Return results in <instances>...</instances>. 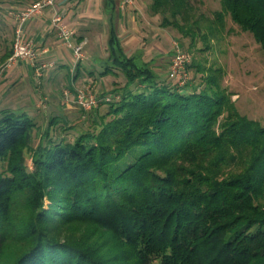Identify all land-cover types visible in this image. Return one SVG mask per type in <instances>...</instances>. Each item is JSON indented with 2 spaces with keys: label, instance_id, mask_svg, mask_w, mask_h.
Listing matches in <instances>:
<instances>
[{
  "label": "trees",
  "instance_id": "obj_1",
  "mask_svg": "<svg viewBox=\"0 0 264 264\" xmlns=\"http://www.w3.org/2000/svg\"><path fill=\"white\" fill-rule=\"evenodd\" d=\"M220 3L211 19L192 0L148 10L204 49L229 13L264 50V0ZM107 50L102 73L127 78L119 98L74 140L46 130L32 169L36 117L0 109V264H264V123L238 109L221 66L178 86L128 55L114 25Z\"/></svg>",
  "mask_w": 264,
  "mask_h": 264
},
{
  "label": "crops",
  "instance_id": "obj_2",
  "mask_svg": "<svg viewBox=\"0 0 264 264\" xmlns=\"http://www.w3.org/2000/svg\"><path fill=\"white\" fill-rule=\"evenodd\" d=\"M21 1L20 6L14 9L23 8L34 0ZM122 2L123 0H57L55 5L45 9L44 14L29 19L25 24V36L34 40L39 52L36 65L42 66L45 63L46 66L41 68L39 74L28 60H19L0 70V109L23 108L34 115L33 109L36 108L38 111L49 106L52 109L62 108L63 105L58 102L60 100L66 107L73 105L64 99L63 90L68 88L74 95L77 87L85 85L87 79L78 78V66H82L83 59L89 61L87 68L90 75H95L97 67L106 63L107 39L112 25L115 26L126 53L151 62L157 71L164 53L159 44V37L164 29L159 15L149 12L150 0H131L124 5ZM12 9L8 19L12 15ZM58 12L62 14V23L74 30L72 40L83 44L76 68H68L67 65L71 58L67 49L72 47L64 43L59 35L53 20ZM13 27L15 29V21L11 25L10 42L0 51V66L12 49ZM150 33L153 34L152 38ZM33 78L47 92L43 93L45 90H42L38 93L33 89ZM93 81L95 86L100 87V81L96 77ZM36 95L41 98L34 103ZM50 101L52 103L49 104Z\"/></svg>",
  "mask_w": 264,
  "mask_h": 264
},
{
  "label": "rangeland",
  "instance_id": "obj_3",
  "mask_svg": "<svg viewBox=\"0 0 264 264\" xmlns=\"http://www.w3.org/2000/svg\"><path fill=\"white\" fill-rule=\"evenodd\" d=\"M192 1L196 8V14H202L210 19L213 18L215 10L221 8L220 0ZM20 3H22L21 0H0V51L5 48V45L10 42L12 37L11 25L15 21V18L11 15L8 19L10 10L12 8V10H14V8L20 6ZM4 20H7V23H4ZM159 21L161 22V17ZM162 31L159 37V44L163 48L164 53L162 58H160L161 62L159 61L160 64L157 70L161 81L172 83L177 81L170 76L169 69L174 54L175 44L178 43L191 56L187 65L196 61L199 66L204 67V71H197L196 74L195 67L190 69V71L188 70L187 82H199L202 79L201 74L208 73L211 66H221V82L227 87L228 91L232 93V98L235 100L238 109L242 113L252 118H257L264 123V50L250 31L243 30L233 21L229 13L225 14L224 25H218L217 31H215L216 34L213 36L210 35L209 48L204 49L205 41L200 35L196 37V46L192 48L190 47L191 35H183L177 28L166 25H164ZM150 34V38H152L153 34ZM104 41L105 37L103 39V42ZM67 51L71 53V58L67 62L68 68L71 66L76 68L78 66L77 60L79 57L74 53L73 48L67 49ZM87 66H89V61L83 59L82 66H78V78L87 79L85 85H91L100 96H109L111 99L109 101L101 100L97 106L85 109L73 99L75 95L72 94L70 102L73 105L66 107L61 100L58 101L65 109L63 107L52 109L50 106L42 111H38L37 108V110L33 109V114L37 119L38 126L33 130L31 147L26 151L29 169L33 168V161L31 158L33 148L43 139V133L46 130L49 129L50 135L57 140L62 138L74 140L81 131L95 128L96 123L100 120V116L107 112L109 102L119 98V94L114 93V90L115 88H121L127 79L121 69L111 66L109 69L112 68L117 73L111 71L102 73L101 70H106V64H103L97 67L95 75H90ZM68 77L70 78V76ZM95 77L100 81V87L94 85L93 80ZM35 79H37V77ZM35 79L33 78L34 83L32 87L36 89L38 93H41L45 88L38 86L39 81ZM177 85L180 86L182 84L177 82ZM45 92L47 91L45 90L43 93ZM40 98V96L36 95L33 102L35 103V101H38ZM50 103H52V101H50L49 104ZM22 110L23 108H16L18 112ZM53 116H56L58 121L53 125H49L50 119ZM140 152V147L130 151L121 159L120 166L124 167L132 162ZM3 167L4 162L0 161V169Z\"/></svg>",
  "mask_w": 264,
  "mask_h": 264
},
{
  "label": "built area",
  "instance_id": "obj_4",
  "mask_svg": "<svg viewBox=\"0 0 264 264\" xmlns=\"http://www.w3.org/2000/svg\"><path fill=\"white\" fill-rule=\"evenodd\" d=\"M131 0H123L122 5ZM57 0H34L28 3L23 8L12 10V15L15 18L14 39L12 44V51L7 56L5 62L0 66V70L11 65L19 60H28L32 63L37 73H41V68L46 66L45 63L36 65L38 58V51L35 48L34 40L25 36L26 22L36 16L44 14L48 6L55 5ZM53 20L58 27L59 35L64 43L71 46L77 56H81L83 44L72 40L74 30L65 26L62 23V14L56 13ZM190 54L185 51L178 43L175 44L174 54L171 59L169 74L172 78L176 79L179 83L184 84L188 80V73L186 70L187 63L190 61ZM64 99L68 102L71 100L72 92L70 89L65 88L63 91ZM74 100L83 108L90 109L97 106L99 102L105 98L110 99L109 96H100L91 85H84L76 88Z\"/></svg>",
  "mask_w": 264,
  "mask_h": 264
}]
</instances>
